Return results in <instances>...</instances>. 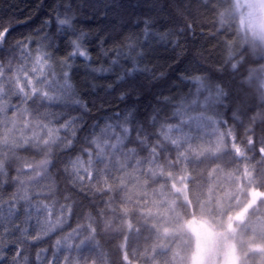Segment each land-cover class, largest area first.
Here are the masks:
<instances>
[{"label": "clouds", "instance_id": "1", "mask_svg": "<svg viewBox=\"0 0 264 264\" xmlns=\"http://www.w3.org/2000/svg\"><path fill=\"white\" fill-rule=\"evenodd\" d=\"M0 264H264V0H0Z\"/></svg>", "mask_w": 264, "mask_h": 264}]
</instances>
